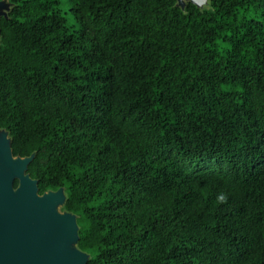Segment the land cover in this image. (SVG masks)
<instances>
[{"label": "trees", "instance_id": "trees-1", "mask_svg": "<svg viewBox=\"0 0 264 264\" xmlns=\"http://www.w3.org/2000/svg\"><path fill=\"white\" fill-rule=\"evenodd\" d=\"M66 1L9 0L0 129L87 264H264V0Z\"/></svg>", "mask_w": 264, "mask_h": 264}, {"label": "water", "instance_id": "water-1", "mask_svg": "<svg viewBox=\"0 0 264 264\" xmlns=\"http://www.w3.org/2000/svg\"><path fill=\"white\" fill-rule=\"evenodd\" d=\"M175 1L182 11L187 4L202 11L211 0ZM34 157L14 156L9 133L0 129V264H87L89 255L78 248L77 217L57 211L65 205L64 189L39 195L27 173Z\"/></svg>", "mask_w": 264, "mask_h": 264}, {"label": "rangeland", "instance_id": "rangeland-1", "mask_svg": "<svg viewBox=\"0 0 264 264\" xmlns=\"http://www.w3.org/2000/svg\"><path fill=\"white\" fill-rule=\"evenodd\" d=\"M58 1L61 3L60 8L64 16H66L68 23L71 25L74 22V20L71 17V11H70L71 4L66 0H58ZM208 1L209 0H205V2ZM8 11H9V0H0V15H5L8 13ZM57 211L59 213H62L64 210L62 209V207H58Z\"/></svg>", "mask_w": 264, "mask_h": 264}]
</instances>
